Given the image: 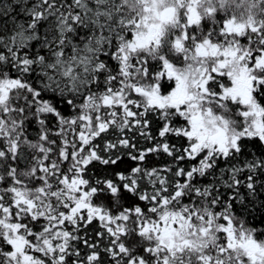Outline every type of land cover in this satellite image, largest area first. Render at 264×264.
<instances>
[{"label":"snow or ice","instance_id":"1","mask_svg":"<svg viewBox=\"0 0 264 264\" xmlns=\"http://www.w3.org/2000/svg\"><path fill=\"white\" fill-rule=\"evenodd\" d=\"M264 0H0V264H264Z\"/></svg>","mask_w":264,"mask_h":264},{"label":"trees","instance_id":"2","mask_svg":"<svg viewBox=\"0 0 264 264\" xmlns=\"http://www.w3.org/2000/svg\"><path fill=\"white\" fill-rule=\"evenodd\" d=\"M262 102H264V101H262Z\"/></svg>","mask_w":264,"mask_h":264}]
</instances>
